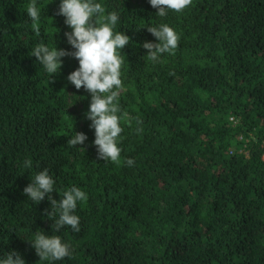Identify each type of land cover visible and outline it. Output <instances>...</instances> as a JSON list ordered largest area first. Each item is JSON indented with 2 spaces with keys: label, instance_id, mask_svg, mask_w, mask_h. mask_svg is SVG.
I'll list each match as a JSON object with an SVG mask.
<instances>
[{
  "label": "trees",
  "instance_id": "trees-1",
  "mask_svg": "<svg viewBox=\"0 0 264 264\" xmlns=\"http://www.w3.org/2000/svg\"><path fill=\"white\" fill-rule=\"evenodd\" d=\"M0 0V258L25 264H264V0H192L157 15L149 0H96L116 11L115 32L130 37L119 54V165L97 159L85 118L90 94L67 76L72 57L51 77L34 47L73 51L60 0ZM179 35L174 54L145 57L158 43L147 27ZM64 90V91H61ZM74 132L87 136L69 147ZM84 148V150L80 149ZM30 159L32 167H24ZM132 159L128 166L125 161ZM48 169L59 201L72 186L86 193L75 215L80 231H52L47 196L23 194ZM58 218V217H56ZM42 230L72 247L62 261H40L29 241Z\"/></svg>",
  "mask_w": 264,
  "mask_h": 264
},
{
  "label": "clouds",
  "instance_id": "clouds-1",
  "mask_svg": "<svg viewBox=\"0 0 264 264\" xmlns=\"http://www.w3.org/2000/svg\"><path fill=\"white\" fill-rule=\"evenodd\" d=\"M149 3L157 9L158 16L165 17L168 11L182 12L192 4V0H149ZM105 12L106 9L96 0H60L56 15L63 16L65 25L71 29L64 35L73 51L57 50L56 46L49 48L40 43L34 47L30 56H34L51 77L59 73L63 58L72 57L78 61L79 67L67 76V80L77 91L83 88L90 94L85 118L91 121L89 127L94 130L93 143L97 150V159L119 165L121 149L117 146V141L123 132L120 121L126 118V114L117 115L121 112L117 101L122 88L120 77L124 63L118 50L121 52L129 45L130 37L123 32L113 31L119 21V13ZM26 13L31 21L32 31L40 36L41 10L37 7L36 0H31L27 5ZM147 31L158 41L143 43L148 61L160 62L163 54H174L180 37L173 28L162 23L158 27H147ZM86 140L84 133L74 132L68 139L67 146L83 145ZM80 149L85 151L84 148ZM125 163L132 166L134 161L128 159ZM24 167L31 168L32 161L26 160ZM54 183L48 169H44L35 174L31 183L23 189V194L33 204H39L47 196L51 207L50 210H45V215L54 221L52 231L59 233L68 226L78 233L80 218L74 213L78 202H86L88 196L79 187L72 186L59 193L61 198L57 201L50 195L55 191ZM29 242L40 261H62L72 255L71 245L62 241L59 235L48 236L42 230H37ZM0 264H25V260L18 252L11 251L0 258Z\"/></svg>",
  "mask_w": 264,
  "mask_h": 264
}]
</instances>
